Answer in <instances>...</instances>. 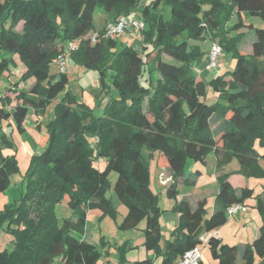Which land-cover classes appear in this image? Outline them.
Wrapping results in <instances>:
<instances>
[{"label": "trees", "instance_id": "16d2710c", "mask_svg": "<svg viewBox=\"0 0 264 264\" xmlns=\"http://www.w3.org/2000/svg\"><path fill=\"white\" fill-rule=\"evenodd\" d=\"M96 6L106 16L98 30L93 22ZM162 6L169 7V19ZM135 13L144 24L140 50L117 48L115 37H104L106 26ZM233 14L236 21L216 41L215 34L227 27ZM247 16L264 23V0L226 4L220 0H0V81L16 68L14 57L24 69L18 81L33 80L25 90L9 79L16 102L10 107L11 98L0 96V125L12 117L16 129L23 132L28 109L38 116L47 104L60 99L54 119L46 125V139L41 134L38 142L45 143L44 150L30 160L27 193L0 211V221L16 226L12 249L0 253V264H54L58 259L61 264H97L99 245L82 238L87 212L98 210L99 220L105 216L115 220L120 205L126 213L118 230L134 229L145 221L143 246L153 257L134 264H152L156 258L161 264H176L186 251L199 247L201 235L227 222L229 206L252 198L261 216L257 237L251 243L229 246L211 236L205 246L217 264H264V190L255 195L251 188L237 190L229 182L233 175L264 178L258 162L264 161V154L254 147L257 141L264 147V62L260 61L264 28L245 24ZM17 21L23 22L22 34L12 30ZM242 30L256 37L251 56L239 50ZM95 33L98 38L92 41ZM207 38L235 58L232 72L217 74L208 82L218 93L213 104L201 100L206 84L193 68L202 52L190 43ZM75 39L80 43L67 56L96 70L101 82L107 70L111 73L116 97L107 102L100 117L75 105L66 89V71L50 73L65 42ZM143 148L162 157L164 174L170 175L165 195L173 200L179 186L192 188L201 175L184 173L187 160L203 165L209 156L216 160L212 213L207 217L205 199L194 206L186 198L175 202L170 212L178 215V222L162 247L163 210L149 187L151 155L144 159ZM233 157L239 169L224 172ZM99 160L105 161L103 170L94 166ZM16 170L15 158L0 154V193ZM111 172L116 174L112 193ZM64 200L72 214L59 219L56 208ZM126 250V244L117 248L121 256Z\"/></svg>", "mask_w": 264, "mask_h": 264}, {"label": "rangeland", "instance_id": "374dc122", "mask_svg": "<svg viewBox=\"0 0 264 264\" xmlns=\"http://www.w3.org/2000/svg\"><path fill=\"white\" fill-rule=\"evenodd\" d=\"M222 3L226 4L228 0H220ZM162 12L166 16V19L170 18L169 14V7L162 6ZM135 17V16H134ZM137 18V17H135ZM94 28L96 30L100 29L104 23L106 16L101 9L100 6L95 7L94 11ZM236 21V17L233 14L229 25L231 22ZM245 24H251L254 28H264L263 21L257 17V16H247L244 21ZM229 25L227 27H223V31H219L215 34L216 41H219L222 36H225V29H228ZM12 30L16 34H22L23 33V22L17 21ZM92 32H90L88 35L90 36ZM228 34V33H227ZM230 35V34H229ZM240 35L239 40V50H242L243 53L247 56L252 55V44L255 41L256 37L253 32L248 33L247 31H240L238 33ZM231 37V36H226ZM115 38L118 41L117 48H120L121 46H132L136 49L140 50V46L142 44L139 33L135 31H128L125 30L121 35L115 36ZM71 44L72 47L77 49L80 39H75L71 41H66L64 46H67L68 44ZM193 45H196L200 51L202 52V55L197 59V61L194 63V68L200 67L199 63L203 64V59L205 58V54L208 51L209 44L211 43L210 40L204 39V40H197L190 42ZM168 61V58H165ZM14 61L16 62V68L11 70V73L7 78L4 77L0 81V96L3 94L12 100V104L10 107L14 105L16 102L14 99L15 92L11 91V85L10 80L12 82L19 83V88L28 90L31 85L33 84V80L30 79L27 82H19L18 78L20 75L24 72L23 67L19 63V60L17 57H14ZM261 62H264V57L260 60ZM198 62V63H197ZM197 63V64H196ZM207 64V62H206ZM205 64V71L206 74L202 76V82L206 84V92L203 97H201V100L204 101L206 104H213L216 102L218 98V93L212 90L210 84L208 83L212 78H214L217 74H223L225 72H232L235 66V58L229 51H224L222 53V56L219 59V63L217 67L214 70H210L207 68V65ZM65 71L67 75V86L66 89L70 90L71 94L74 96L75 99V105L79 107H85L92 111L93 115L95 117H100L104 114V109L108 101L116 97V93L114 92V89L111 86V73L109 70L106 72V76L103 77V80L101 82L99 73L91 68H88L85 65H81L76 63L74 60H72L69 56H66L65 59ZM195 71V70H194ZM204 71V70H202ZM58 72V69L56 65L50 66V73L56 74ZM10 79V80H9ZM155 79V75L152 74V80ZM7 85L10 87V89L5 90V87ZM114 92V93H113ZM60 103L59 97L53 101H51L49 104L46 105V108L43 112V114L35 116L32 109H28L26 113V117L23 123V132H19L16 129L14 120L12 117H9L7 120H3L0 128V154L2 156H13L15 158L16 167L17 170L10 174L8 178V185L6 186L5 190L0 193V211L4 209L5 206L16 204L23 194L27 193L29 181H28V170L30 167V160L33 155L40 154L44 150V144L39 145L38 142L41 138V134H44V137L46 139L45 134V128L46 125L51 122L55 115V108ZM9 107V108H10ZM39 126V129L37 128ZM91 144L93 143V139L90 138L88 140ZM255 149L257 152L262 155L264 154V147H261L258 143V141L254 144ZM151 159L148 160V170H149V187L153 191V193L156 194L158 198V206L161 210H168L172 207V205L175 203V200L169 199L165 196L166 188L168 187V183L163 184L161 182V177L163 174V161L162 157L158 156L160 155L157 152H149L146 148L142 149V155L144 159H147L149 157ZM158 157V158H157ZM215 157L209 156L207 158V162L205 165L199 163V162H193L190 160H187L186 165L184 167V173L189 174L194 172L195 170H201L202 177L198 181V185L193 188H188L185 190L188 192L187 194L190 197V200H197L200 196L206 197L205 200V213H209L213 209V202L215 199V196H213V191H216V180L214 178V164H215ZM259 165L264 169V161L260 159ZM94 166L100 170L104 169L105 161L99 160L94 163ZM227 170L233 171L239 169V164L237 160L233 157L226 166ZM169 173H166L165 176H168ZM170 176V175H169ZM109 182H110V192L112 193V187L116 180V174L111 172L108 176ZM246 182V186L248 188H254V194H261L264 190V178H257L255 176L249 177L248 179L242 178ZM240 186V185H239ZM257 193V194H256ZM66 200H64L60 205L56 208V214L59 219L69 217L72 212L67 208L66 206ZM118 208H116V219L113 220L109 218L108 216H105L104 218L99 220L98 214L99 212L97 210L90 211V213L87 214V225H86V231H85V237L86 241L88 242H94L98 243V239L100 238V235H105L107 238H110L112 242H117V240H120L121 235L131 234L135 235V233H139L143 235V226L144 222L142 221L138 228L129 229V230H123L120 231L118 228H116L115 221H118V218L120 217L118 213ZM257 215V221L258 223H261V216L259 214V211L254 206ZM251 208H249V211ZM254 210V211H255ZM95 211V212H94ZM120 211L123 213L125 211V207L120 205ZM169 212V211H167ZM165 211L163 212V214ZM168 214V213H166ZM240 214V213H239ZM118 217V218H117ZM104 219V220H103ZM230 219L235 220L239 223L240 227H243V220L238 219L236 215L234 217H227V222L221 226L218 227L212 231H208L205 233V238L208 239L211 236L217 235L216 232L218 230H221L224 232L228 243H245L246 241V230L243 227L242 230L238 229L237 227H232L229 223ZM162 222V221H161ZM165 222H162L161 227V241L164 242V235L165 230H169L168 227L166 229ZM16 227L15 225L11 224L10 227H8V222L6 220L0 221V253L1 252H9L12 249V241L14 239V234L12 232V229ZM101 232V234H99ZM163 232V234H162ZM125 233V234H124ZM258 235V230L255 232V237ZM218 236V235H217ZM252 239H249L248 243H251ZM199 249L202 254L201 260L204 263H212L216 264L217 260H214L210 257L209 249L204 245V243H201L199 245ZM56 264V262H55Z\"/></svg>", "mask_w": 264, "mask_h": 264}, {"label": "crops", "instance_id": "0c3cea01", "mask_svg": "<svg viewBox=\"0 0 264 264\" xmlns=\"http://www.w3.org/2000/svg\"><path fill=\"white\" fill-rule=\"evenodd\" d=\"M139 13H135L134 15L131 14L130 18L132 17H138ZM139 18V17H138ZM235 22V21H234ZM233 21L231 22L234 23ZM231 24L229 26H231ZM246 31V30H244ZM249 33V32H248ZM210 46V44H209ZM209 49V48H208ZM208 52V51H207ZM206 58H207V53L205 54V58L203 59V64L199 63V66L200 67H196L193 72L199 77V79L202 81V76L204 74H206V71H205V68L202 69V67H205V64H206ZM198 63V62H197ZM196 63V64H197ZM204 70V71H202ZM207 162V160H206ZM227 167L224 168V172H228L229 170L226 169ZM195 171H199L200 174H202L201 170H195ZM194 171V172H195ZM233 171H236V170H233ZM167 173V171H165ZM165 173V174H166ZM169 177V176H168ZM202 177V175H200V177L197 179L196 181V184L194 187H196L199 183V179ZM214 178L216 180V173L214 171ZM243 177L241 176H238V175H233L229 178V182L230 184L237 190L243 188V187H247L246 186V182L242 179ZM216 187H217V184H215ZM240 185V186H239ZM193 188V187H192ZM167 189V188H166ZM179 195L177 196L175 202H178L180 201L182 198H186L189 203L191 205H195L196 202L202 200V199H205L206 200V197L204 196H200L199 198H197V200H190V197L189 195L187 194L188 192H186L185 190H187L188 188H184L182 186H179ZM254 192V188H251ZM217 194V188H216V191L214 190L213 191V196H215ZM257 194V193H256ZM264 195V194H263ZM166 196V195H165ZM175 204V203H174ZM173 204V205H174ZM172 205V207H173ZM246 208V212L244 213H240V214H237L236 217H238V219L240 220H243V227L245 228L246 230V241L245 243H241V244H246L248 243L249 239H254L255 237V232H257L259 226L261 223H258V219H257V215L255 214L256 210L254 208L255 206V200L252 198V199H248L244 202L243 204ZM118 213L120 215V217L118 218V221L116 220L115 221V224H116V228L118 226V224L121 223V221L123 220V217L126 213V209L125 211L122 213L120 211V206H118ZM171 207V208H172ZM170 209L168 210H164L163 209V212L165 211L164 214L161 215L160 217V228L162 227V222L164 221L165 223V227L169 230H165V235H164V241L165 240H168L170 238V232L174 229V227L177 225V222H178V215H175L173 213L170 212ZM249 208H251V210L249 211ZM255 210V211H254ZM90 211H93V210H90ZM90 211L87 212L90 213ZM98 211V210H97ZM169 211V212H167ZM95 212V211H94ZM99 214H98V217H100L101 215V212L98 211ZM168 213V214H166ZM212 213L209 212L207 213V217ZM234 217V216H233ZM232 217V218H233ZM87 218V216H86ZM116 219V218H115ZM104 220V219H103ZM114 220V219H113ZM162 221V222H161ZM144 222V226H143V229L145 227V221ZM230 225L232 227H237L238 229L242 230L243 227H240L239 223L235 220H232L230 219L229 221ZM141 223V222H140ZM86 225H87V221H86ZM139 226V225H138ZM138 226L136 228H138ZM142 229V230H143ZM85 231H86V227H85ZM99 234H101V232H99ZM125 234V233H124ZM163 234V232H162ZM216 234L218 235V239L223 243V244H227L229 246H234V245H239L237 243H228V240L224 234V232H222L221 230H218L216 232ZM82 238L85 240L86 237H85V233L84 235L82 236ZM103 239L102 241L100 239ZM210 238V237H209ZM208 238V239H209ZM208 239L205 238V242H204V245L206 244V242L208 241ZM86 241V240H85ZM88 242V241H86ZM91 244H94V245H99V251L101 253V258L98 260L97 264H134V262H137V261H143L145 260L146 258H152L153 255H152V252H147L143 246V243H144V237L142 234H139V233H135V235H131V234H126V235H121L120 236V240H117V242H112V240H110V238H107L105 235H100V238L98 239V243H94V242H89ZM123 244H126L127 246V250L125 251V254L123 256L120 255V253H118L117 251V248L120 246V245H123ZM160 247L163 246V242L160 241L159 243ZM200 247V246H199ZM207 247V246H206ZM208 248V247H207ZM211 257V256H210ZM201 258H202V254H201ZM56 264H61L60 262V259L56 260L55 261ZM54 262V264H55ZM201 262L203 264H206L204 263L202 260ZM152 264H161V258H156L153 260V263ZM207 264H212V263H207ZM217 264V262H216ZM236 264H241L240 262H237Z\"/></svg>", "mask_w": 264, "mask_h": 264}, {"label": "built area", "instance_id": "2783aa9c", "mask_svg": "<svg viewBox=\"0 0 264 264\" xmlns=\"http://www.w3.org/2000/svg\"><path fill=\"white\" fill-rule=\"evenodd\" d=\"M143 22L141 18H126L124 16L119 17L115 22L110 23L106 26L105 28V33L104 37H115L118 35H121L125 30L128 31H135L140 33V31L143 29ZM98 34L95 33L91 39L92 41H95L98 36ZM75 50L74 47L71 46L69 43L67 46H63L62 48V53L58 55V57L55 60V65L58 69V72H65V59L67 54L70 51ZM223 50L221 46L217 42H212L210 43L208 52H207V68L210 70H214L218 63L219 59L222 56ZM170 181V177L165 176L164 171L161 177V182L163 184H166L167 182ZM246 212V208L243 204H234L229 206L226 209V216L227 217H233L234 215H237L239 213H244ZM205 233L199 237V241L201 243H204L205 240ZM215 238H218L217 235L214 236ZM207 243V242H206ZM201 261V251L198 246L186 251L177 261L176 264H199Z\"/></svg>", "mask_w": 264, "mask_h": 264}]
</instances>
